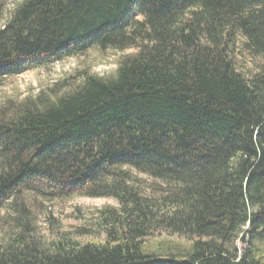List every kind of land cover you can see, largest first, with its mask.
Masks as SVG:
<instances>
[{
	"label": "trees",
	"instance_id": "obj_1",
	"mask_svg": "<svg viewBox=\"0 0 264 264\" xmlns=\"http://www.w3.org/2000/svg\"><path fill=\"white\" fill-rule=\"evenodd\" d=\"M94 46L137 51L112 77L0 103V204L23 220L0 264H264V65L234 60L264 58V0H23L0 25V78ZM135 171L167 187L148 194ZM23 191L119 207L101 211L103 243L45 242ZM156 231L190 247L144 251Z\"/></svg>",
	"mask_w": 264,
	"mask_h": 264
},
{
	"label": "rangeland",
	"instance_id": "obj_2",
	"mask_svg": "<svg viewBox=\"0 0 264 264\" xmlns=\"http://www.w3.org/2000/svg\"><path fill=\"white\" fill-rule=\"evenodd\" d=\"M23 0H5L4 9L0 10V25ZM136 13V12H135ZM3 14V15H2ZM138 15V14H136ZM138 18H142L138 15ZM137 51L136 47L125 49L97 46L87 51L69 56L56 63L26 70L18 75L0 78V103L9 99L22 100L39 93L61 96L74 89L82 81V73L87 71L102 77H112L116 74L120 60ZM237 67L249 74L264 65V58L254 56L242 47L234 56ZM136 184L148 194H158L160 188L167 185L161 180H155L145 174L134 172ZM159 188V189H158ZM157 191V192H156ZM30 213L26 220L27 230L36 238L50 242L62 233H67L75 240L86 243H103L107 239L106 229L99 223L102 220L101 211L107 207H119L112 197L74 196L71 198H54L46 192H24ZM12 207L11 200L0 204V244H4L15 235L19 222L23 220ZM24 219V217H23ZM191 241L184 236L171 234L167 231H156L143 243L144 251L151 253L174 252L185 254ZM243 247V240H238Z\"/></svg>",
	"mask_w": 264,
	"mask_h": 264
}]
</instances>
